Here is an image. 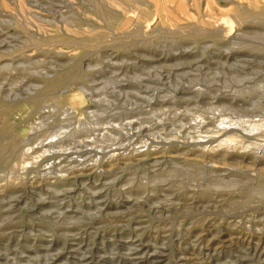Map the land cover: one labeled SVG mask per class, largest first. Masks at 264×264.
Wrapping results in <instances>:
<instances>
[{"label": "rangeland", "instance_id": "374dc122", "mask_svg": "<svg viewBox=\"0 0 264 264\" xmlns=\"http://www.w3.org/2000/svg\"><path fill=\"white\" fill-rule=\"evenodd\" d=\"M0 264H264V0H0Z\"/></svg>", "mask_w": 264, "mask_h": 264}, {"label": "bare ground", "instance_id": "6f19581e", "mask_svg": "<svg viewBox=\"0 0 264 264\" xmlns=\"http://www.w3.org/2000/svg\"><path fill=\"white\" fill-rule=\"evenodd\" d=\"M232 24V23H231ZM255 128V127H254ZM257 128V127H256Z\"/></svg>", "mask_w": 264, "mask_h": 264}]
</instances>
